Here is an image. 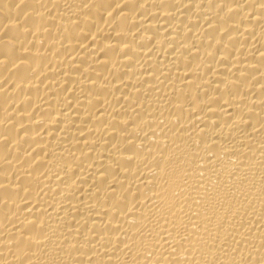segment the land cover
I'll list each match as a JSON object with an SVG mask.
<instances>
[{
    "label": "bare ground",
    "instance_id": "1",
    "mask_svg": "<svg viewBox=\"0 0 264 264\" xmlns=\"http://www.w3.org/2000/svg\"><path fill=\"white\" fill-rule=\"evenodd\" d=\"M0 264H264V0H0Z\"/></svg>",
    "mask_w": 264,
    "mask_h": 264
}]
</instances>
